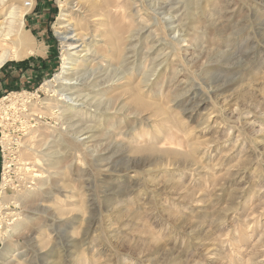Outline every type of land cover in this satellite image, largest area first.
I'll list each match as a JSON object with an SVG mask.
<instances>
[{
	"label": "rangeland",
	"instance_id": "obj_1",
	"mask_svg": "<svg viewBox=\"0 0 264 264\" xmlns=\"http://www.w3.org/2000/svg\"><path fill=\"white\" fill-rule=\"evenodd\" d=\"M161 1L32 0L24 12L40 52L0 67V227L20 223L0 235V264H264V0ZM62 6L76 49L93 39L104 54L115 36L124 53L101 65L90 49L77 89L90 109L67 118L44 108Z\"/></svg>",
	"mask_w": 264,
	"mask_h": 264
},
{
	"label": "bare ground",
	"instance_id": "obj_2",
	"mask_svg": "<svg viewBox=\"0 0 264 264\" xmlns=\"http://www.w3.org/2000/svg\"><path fill=\"white\" fill-rule=\"evenodd\" d=\"M132 1H134V0H132ZM6 2H8V0H0V6L5 4ZM24 2H26V1H24ZM162 2H163V0L161 1V3ZM11 5H12V3H11ZM165 6L162 5V6L158 7V8H153V5H150V7H152L153 13L155 12L156 15H161L163 20L166 22V24H169L170 23V21H169V15L170 14L166 10L167 7L165 8ZM31 7H32V2H31V6H27L26 4H25L24 8H22L20 6H12V7H10L11 9H9L6 12L5 11L2 12L3 10L1 11L2 13H0V17L2 19L0 20V67L2 65H4V63L8 59H21V58L27 57L29 55H32V54L40 52L39 46L36 45V43L34 42L33 38L23 28V24H24L23 23V15H24V12L26 10H28L29 8H31ZM64 11L65 10L63 9V6H62L61 11H60V16H59V18L57 20L58 27H57V29L55 31L59 41L61 42L62 47L64 48V50L61 52L62 66H61V70L59 72H57L56 74H54V77H53V81L56 83L54 85V89H52L54 96H53V98H48L47 101H46V105L44 106V108H46L49 111V114H51V115L57 114V116H59L60 118L61 117L63 118V116L65 118H67L66 116L70 117V116L78 115L80 113H86L90 109V108L88 109L86 107V105H85L86 103L84 101V100H86V97H87L88 93L85 94L84 96L83 95L81 96L77 92L78 91L77 89H79V91H80V89L84 88L85 81H86V79H88L87 76L89 77L91 75V74H88L90 72V70L88 72V70L79 69V68H81L84 65V63L88 62V58L89 57H86V55L90 51V49H91V52H92L91 54L92 55H91V58L89 59V62H90V60L93 61V59H97V60H99L98 64L101 61H103V62L105 61L106 64H110V63L113 62V60H111V59H114L113 55L116 57V59H117L116 61L117 62H120V59H122L124 57L123 56L124 53H122V49H121V43L123 42L122 41L123 38H119V37H115V36L112 39L108 38L107 41L104 42L105 43V47H104L105 48L104 49L105 53L104 54L103 53L98 54L96 49L92 50V48H93L92 45H93V41H94L93 39H90V41L88 43H86L85 45H82L80 49H76L79 45L75 44V42H74L75 38H73V35L71 34L70 30L68 29V31H66L65 30L66 28H61L62 26L66 27V26L63 25L64 24V19H63L64 18L63 17L64 16ZM134 15L136 17V14H134ZM141 17H142V15H141ZM154 19L157 22L156 16L154 17ZM152 23H154V22H152ZM166 24H165V26H166ZM132 30H134V29H132L131 27L130 28L128 27L127 30H126V32H128L127 38L129 40H131L133 38L136 39L135 37H136L137 34L134 33ZM138 34H139V32H138ZM111 40L114 41V43H112ZM178 40H179V38H178ZM129 43H131V42L130 41L127 42V44H129ZM80 44H82V43H80ZM82 50H85V51H83L85 53L80 55V52ZM96 54H98L99 56L96 55ZM107 54L110 56L111 59L107 60ZM100 64L102 65V62ZM82 68H84V67H82ZM117 69L115 68V72L113 73V77H114L113 79H115L114 81H118L120 79L119 78V73L117 72ZM83 73H86L87 76L82 77ZM93 73L95 74V72H93ZM94 77H96V76H94ZM81 78L84 79L85 81L82 82ZM93 78L90 79V84H91V86L92 85L93 86H97L98 85V81H95V79L93 80ZM76 82H78V83H76ZM127 83H128V85L132 84V82H130V81L127 82ZM44 85H46V86L50 85L51 86L50 80L45 81ZM87 85L85 86V88L87 87V89H88ZM129 89H130V92H131L130 94H132V96H133L132 98H134L133 100H135L134 104H135V102H139V104H141L143 106H144V104H147V103H144V101L142 99H140V97H138V95H136V93H134L132 86ZM102 92L104 93L103 90L100 91L99 93H100L101 96L100 97L97 96V97L100 98L101 100H104L105 98L103 97L104 95L102 96V94H103ZM93 95H95V94H92V96ZM80 97H83L85 99L82 100ZM101 97H103L104 99H102ZM92 99H93V97L91 98V100ZM94 99H95V97H94ZM100 99L99 100L97 99L98 101L97 100L94 101L95 104L93 105V107L95 108V110L97 108H99L98 105L101 102ZM50 100H52L53 103L55 101V105H51L50 103H48V102H50ZM106 101H110V100H106ZM89 104H90V102H89ZM88 107H89V105H88ZM39 110H40V108H39ZM92 113H93V111H92ZM94 114H95V112H94ZM3 118H4L3 115H1V113H0V120H3ZM27 133H28L27 134L28 137H27L26 141L24 143H22V145H24L25 150L27 152H29L30 155H32V158L30 160L33 159L32 165H34L35 163L39 162V159L36 156L37 155V150L34 149V147H33V145H34L33 140L35 138V134H34L33 130H29ZM74 137H77L76 139L78 140V135H75ZM85 138H87V136ZM83 143H85V142L83 141ZM8 148H10V147H8ZM52 163H53V161H52ZM50 164H51V162H50ZM6 166L9 167L10 164L9 165L7 164ZM26 168L27 169L29 168V170L30 169H32V170L35 169L33 167H26ZM42 174H43V172H42ZM27 193L29 194L30 192H27ZM28 194H27V196H25L24 200H26V198L29 197ZM13 198H15V197H13ZM6 206H7L6 205V200L2 196L0 198V209L2 210V212L4 211V208ZM12 214L15 215V213H11L10 215H12ZM16 214H18V213H16ZM19 224L20 223L14 224L10 229H8V226H6L4 222H2V225L0 227L1 238L3 239V236L10 235L11 233H16V232L18 233L20 231V226H18ZM6 248L7 247L5 246V243H4L3 247H2V250L6 249ZM10 251H13V249L12 250L10 249ZM18 255H19V257H23L25 254H23V253L21 254L20 253Z\"/></svg>",
	"mask_w": 264,
	"mask_h": 264
},
{
	"label": "built area",
	"instance_id": "obj_3",
	"mask_svg": "<svg viewBox=\"0 0 264 264\" xmlns=\"http://www.w3.org/2000/svg\"><path fill=\"white\" fill-rule=\"evenodd\" d=\"M31 2H32V0H26L25 4H26L27 6H31Z\"/></svg>",
	"mask_w": 264,
	"mask_h": 264
},
{
	"label": "trees",
	"instance_id": "obj_4",
	"mask_svg": "<svg viewBox=\"0 0 264 264\" xmlns=\"http://www.w3.org/2000/svg\"><path fill=\"white\" fill-rule=\"evenodd\" d=\"M23 61H24V60H23ZM21 62H22V61H21ZM4 65H5V64H4ZM4 65H3V66H4ZM3 66H2V67H3ZM2 67H1V68H2ZM11 90H12V89H11Z\"/></svg>",
	"mask_w": 264,
	"mask_h": 264
},
{
	"label": "crops",
	"instance_id": "obj_5",
	"mask_svg": "<svg viewBox=\"0 0 264 264\" xmlns=\"http://www.w3.org/2000/svg\"><path fill=\"white\" fill-rule=\"evenodd\" d=\"M9 69V68H8ZM6 71V70H5Z\"/></svg>",
	"mask_w": 264,
	"mask_h": 264
}]
</instances>
